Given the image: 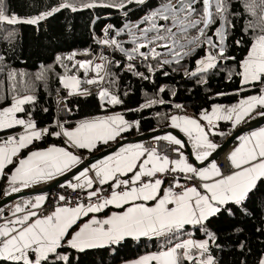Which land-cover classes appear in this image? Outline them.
<instances>
[{"label": "snow or ice", "instance_id": "obj_1", "mask_svg": "<svg viewBox=\"0 0 264 264\" xmlns=\"http://www.w3.org/2000/svg\"><path fill=\"white\" fill-rule=\"evenodd\" d=\"M239 3L242 10H234L233 0H159L138 21L127 20L119 29L108 25L103 30L105 38L98 43L123 53L129 62L126 70L141 79L149 80L150 76L140 72L133 61L144 63L148 72L154 74L157 68L150 61L161 69L165 65H179L197 48H205V55L196 61L195 71L185 70V75L199 74V82L207 83L206 74L222 61H233L238 70L230 72L228 78L233 75L240 78L242 87L238 91L257 87L258 94L242 98L234 106L215 105L210 111L202 110L199 119L170 118L171 127L179 129L191 142L190 155L198 164L190 162L182 151L185 141L172 134L158 135L153 139L171 145L176 158L156 148H145L142 143L120 144L112 153L81 170L75 176L76 183H67L73 192L84 190L86 201L79 194L75 202L61 194L57 199L63 203L45 213L41 210L47 197L38 195L34 200L16 203L7 213L0 207V264H77L79 257L74 253L94 249L114 251L115 246L128 239L141 238H158L163 243L158 252L140 257L134 264H219L213 254L214 247L220 248L219 235L211 227L213 220L224 214L234 217L238 211L247 215L246 201L264 183V128L238 136V145L226 157V170L209 159L218 148L210 137L227 134L216 130V122L229 121L235 128L258 109V114L264 116V0H239ZM147 4L148 0H63L58 7L21 19L7 15L5 0H0V23L36 25L61 9L76 12L101 7L122 10L128 17L132 11L129 5ZM243 16L247 17L243 35L233 43L241 47L245 35L250 39L245 57L236 61L235 56L227 54L228 42L236 20ZM192 31L196 35H191ZM123 34L129 37L130 49L117 39ZM165 54L170 58H164ZM76 55L56 59L61 63L65 59L73 61ZM99 59V63L77 60L68 71L79 69L86 75L92 72L94 76L86 83L101 85L105 76L110 75L106 66L111 61L103 54ZM9 75L14 80L17 74ZM37 78H43V74ZM59 80L68 96L91 94L81 87L82 81L75 74L62 75ZM164 91L163 87L159 89ZM97 95L105 110L123 103L109 88L101 87ZM34 101L32 95H17L9 106L0 107V133L21 129L11 135H0V179L7 181L6 196L54 180L82 164L70 148L98 151L100 146L109 145L140 126L139 121L129 122L123 115L113 114L83 119L71 128L65 127L66 120H57L54 127L40 128L30 114H26L28 118L18 115L26 113L24 106ZM156 103L165 102L149 99L135 111ZM64 110L72 112L67 104ZM46 136L64 137L67 147L50 146L21 156L35 141ZM105 185L110 189L107 194ZM189 227L202 232L203 238H193L187 231ZM243 247L241 243L240 248ZM259 264H264V259Z\"/></svg>", "mask_w": 264, "mask_h": 264}, {"label": "trees", "instance_id": "obj_2", "mask_svg": "<svg viewBox=\"0 0 264 264\" xmlns=\"http://www.w3.org/2000/svg\"><path fill=\"white\" fill-rule=\"evenodd\" d=\"M62 2L63 0H5L6 14L28 19L58 7ZM158 3L159 0H148L146 6L129 5L132 11L128 17L124 16L122 10L101 7L76 12L61 9L36 25L0 23V107L9 106L14 96L32 95L35 97L34 103L25 105L26 113L18 115L28 118L26 114H30L40 128L54 127L55 96L64 89L59 77L75 74L82 81L81 87L88 89L91 94L68 100V108H71L72 112L65 126L71 128L83 119L118 113L129 122L139 121L138 129L134 127L121 137L133 138L144 133L165 130L174 113L183 114L184 111H190L197 115L215 105L234 106L240 99L258 94L257 87L238 91L242 87L240 78L235 75L231 79L228 78L230 72L238 70L237 63L233 61H222L216 69L206 74L207 83L199 82V74L195 77L185 75V70L195 71L196 61L205 55V48H197L179 65L175 63L165 65L162 69L158 65L154 74L148 72L144 63H136L140 72L150 76L149 80L141 79L126 70L127 64L110 66L107 71L110 75L106 76L104 87L118 94L123 103L105 110L101 107L97 95L98 87L85 83L86 74L79 69L68 71L75 62L66 59L62 63L57 62L58 56L67 57L72 52L83 53L93 48L94 35L102 37L103 28L107 24L119 29L127 20H139L149 8L155 7ZM233 4L234 10H242L239 0H233ZM246 19L247 17L243 16L236 20V28L228 42L227 54L235 56L236 61L242 60L247 53L249 36H244V44L241 47L233 43L234 39H240L243 35ZM150 62L156 64L155 61ZM62 64L68 67L65 68ZM13 72L17 74L14 80L9 75ZM165 72L168 74L165 75ZM21 73L23 75H20ZM41 74L43 78L38 79ZM161 87L165 89L164 92H159ZM217 93L224 95L218 96ZM149 99L163 100L165 103H156L152 107L135 111ZM177 104L183 107L176 108ZM228 127L232 135L235 130H231L229 123H220L218 129L225 131ZM19 131L16 128L0 135H11ZM229 133L226 134V138L230 136H227ZM226 138L215 136L213 142L219 147ZM49 146L66 147L62 137L46 136L40 141H35L29 149L21 153V156L29 151ZM102 148L100 146L98 151L92 152L81 150L79 153L81 156H90ZM6 184V180L0 181V199L6 196L4 194L8 190ZM246 205L247 215L238 211L234 217L224 214L213 220L211 227L217 231L220 244L219 249L213 248V254L219 264H259L260 260L264 259V183L258 185V190L246 201ZM236 228L242 231H234ZM187 231L191 232L195 239L203 238V233L197 232L194 228L189 227ZM162 243L163 241L158 238L128 239L115 246L114 251L94 249L74 255L79 257L77 264H121L158 252ZM241 243L244 244L243 249L240 248Z\"/></svg>", "mask_w": 264, "mask_h": 264}, {"label": "built area", "instance_id": "obj_3", "mask_svg": "<svg viewBox=\"0 0 264 264\" xmlns=\"http://www.w3.org/2000/svg\"><path fill=\"white\" fill-rule=\"evenodd\" d=\"M110 24H107L103 30ZM103 32V31H102ZM113 33H109V35H112ZM105 38L104 36V32H103V36L102 37H97L96 35H94V39H95V44L93 46V48L81 53L79 56V59L82 61V60H93L94 62L96 63H99L101 62L99 57L101 54L105 55L107 57V59L109 61H111V63L107 64V71L109 69L110 66H117V62L118 64H128L129 62L127 61L126 57L124 54H121L118 50H114L113 48L111 47H105L103 45H101L100 43H98V41L100 39H103ZM85 53H88V54H85ZM133 63H140L139 60L137 61H133ZM92 76H94V73L92 72H89L87 75H86V81L87 79L91 78ZM105 80H106V76H105ZM85 81V83H86ZM87 84V83H86ZM104 84H105V81L103 84L101 85H94V86H97L98 87V90L97 92L99 91V89L101 87H104ZM89 85V84H87ZM92 86V85H91ZM94 91V90H92ZM79 96H82V95H76V96H68V90L67 89H63V92L62 93H58L56 94L55 96V100H56V105H55V122L57 120H60V121H67V119L70 117V113L69 112H66L64 110L65 108V104L68 103V100L71 99V98H75V97H79ZM67 107H68V104H67ZM55 125V124H54ZM142 144L144 145L145 148H156L158 149L162 154L164 155H168L170 158H176V153L172 151V146L167 144V142H163V141H156V140H153L152 138L151 139H147L145 141L142 142ZM184 151V149L182 150ZM229 151V150H228ZM228 151L224 154H222L217 160L216 162L219 164V166L222 168V169H225V166H226V157L228 156ZM226 170V169H225ZM62 184H59L57 186H55L54 188H52L48 194L46 195L47 199L46 201L44 202V207L41 211L47 213V212H50L53 207L55 205H57L58 203H63V202H59L58 201V196L63 194L65 195L66 197H68V199L70 201H73L75 202L76 201V197L77 195L79 194V197L81 200H84L86 201L87 200V197L85 195V192L84 190H77V192H73V190L69 187H61ZM96 187H98V185H96ZM105 188V193L104 194H107L108 191H110V189L108 188V186H104ZM16 202V201H15ZM10 203L8 205H5L3 208L5 209V212L7 213L8 212V209L9 208H12V205L15 203Z\"/></svg>", "mask_w": 264, "mask_h": 264}, {"label": "water", "instance_id": "obj_4", "mask_svg": "<svg viewBox=\"0 0 264 264\" xmlns=\"http://www.w3.org/2000/svg\"><path fill=\"white\" fill-rule=\"evenodd\" d=\"M262 125H264V116L257 117L255 119H253L252 121L248 122L247 124L243 125L241 128L237 129L232 135L227 137L225 139L224 143L217 148L216 152H214L212 157H210L209 159L210 160L214 159L216 161L222 154L226 153L231 148V146L235 143L238 136L244 134L248 129L255 128V127L257 128V127H260ZM165 133H171L173 135H176L178 138L182 139L183 141H185L186 147L184 149V153L187 156H189V160L191 162H194L192 159V156L190 155L191 149H190L186 139L184 138V136L180 132L173 130V129H167V128L165 130H156V131H152L149 133H144V134L138 135V136L133 137V138L121 140V141L117 142L113 147L107 148L105 150L99 151L93 155H90L86 158L81 159L83 161L82 164L74 166L71 169V171L67 172L64 176L59 178V180H57V181L53 182L52 184H50L49 186H47L45 188L46 189L45 192H47V191L49 192L55 186H57L63 182H66L68 180H71L76 175H78L79 172L81 170H83L85 167L90 166V163L96 162L98 159L105 157L109 153H112L113 150L118 148V146L120 144L126 145L128 143H141L147 139H151L155 136L165 134ZM194 163L198 164V162H194ZM205 163H207V162H205ZM32 194H33V190H30V191L15 193V194H12L10 196H5L2 199H0V207H4L5 205L13 203L19 199H22V198L27 197V196H31Z\"/></svg>", "mask_w": 264, "mask_h": 264}, {"label": "crops", "instance_id": "obj_5", "mask_svg": "<svg viewBox=\"0 0 264 264\" xmlns=\"http://www.w3.org/2000/svg\"><path fill=\"white\" fill-rule=\"evenodd\" d=\"M211 109H209V111H210ZM258 112H259V109L257 110V111H254L250 116H248V117H246L245 118V120L240 124V125H238L237 127H235V128H233L232 127V123L231 122H229V121H219V122H216V124H217V128H216V130L218 131V132H223V133H229V130H230V127H228V128H226V130L225 131H220L219 129H218V126H219V124L220 123H229L230 124V126H231V130H237V129H239V128H241L243 125H245V124H247V121H249V120H251V119H253V118H255L256 116H258V117H261V115H259L258 114ZM113 114H118V113H110V114H107V115H113ZM199 115L200 114H197V115H195V114H192L190 111H184L183 112V114H177V113H174L172 116H181V117H183V116H187V117H192V118H196V119H199ZM104 116H106V115H104ZM171 116V117H172ZM100 117H103V116H100ZM170 117V118H171ZM201 123H206V122H203V121H201ZM77 124V123H76ZM75 124V125H76ZM74 125V126H75ZM260 128H264V125H262V126H260V127H255V128H251V129H248L244 134H242V135H247L248 133H250V132H252V131H256V130H259ZM167 129H173V130H176V131H178V132H180L179 131V129H175V128H173V127H171V120L169 119V124H168V127H167ZM18 130H21L20 128H18ZM128 132V131H127ZM170 132V131H169ZM181 133V132H180ZM165 134H171V133H165ZM165 134H161V135H159V136H163V135H165ZM183 136H184V138L186 139V141H187V143H188V145H189V147H190V149H191V142L190 141H188V138L183 134V133H181ZM123 135V134H122ZM173 135V134H172ZM230 135V133L227 135V136H229ZM215 136H221V137H224L225 136V138H226V135H215ZM215 136H211L210 138L213 140L214 139V137ZM62 137V136H61ZM129 137H123V138H118V140L117 141H115V142H111L109 145H106V146H103L102 145V149L100 150V151H102V150H105V149H107V148H110V147H113L112 145H115L117 142H119V141H121V140H124V139H128ZM62 139L64 140V143H65V138L64 137H62ZM153 139V138H152ZM154 140V139H153ZM164 142V141H163ZM142 143V142H141ZM238 143H239V140H238V138L236 139V141H235V143L231 146V148L229 149V151H228V154L233 150V148L234 147H236L237 145H238ZM127 145V144H126ZM65 146L67 147V144L65 143ZM50 147V146H49ZM58 147H63V146H58ZM48 147H46V148H43V149H40V150H44V149H47ZM70 151H73V153L75 154V155H78L81 159H83V158H86V157H88V155H84V156H81L80 155V153H79V151H81L82 149H74V148H70L69 149ZM35 151V150H34ZM84 151H88V150H84ZM191 151H192V149H191ZM28 154V152L26 153V154H24L23 156H26ZM186 155V154H185ZM187 156V155H186ZM191 162V161H190ZM67 172H69V171H67ZM66 172V173H67ZM65 173V174H66ZM64 174V175H65ZM64 175H61V176H58L56 179H54V180H50V181H44V182H41V183H38V184H36V185H33V186H31V187H29V188H26V189H23L21 192H24V191H30V190H33V194L31 195V196H27V197H24V198H22V199H19V200H17L13 205H12V207H14V205L16 204V203H20V202H22L23 200H34L35 199V197L36 196H38V195H47L48 194V191L47 192H45L46 191V187L47 186H49L50 184H52L53 182H55V181H57V180H59V178H61L62 176H64ZM89 175L90 176H93L94 177V173H92V172H90L89 173ZM2 179H0V181H1ZM68 182H72V183H76V180H75V177L74 178H72L71 180H68V181H66V182H63V183H61V184H63V185H65L66 187H67V183ZM7 185V184H6ZM106 186V185H105ZM7 189H8V186L6 187ZM13 194H15V193H13ZM115 209H109V210H107V211H114ZM194 238V237H193ZM147 255V254H146ZM143 256H145V255H143ZM143 256H141V257H143ZM140 258V257H139ZM138 258V259H139ZM138 259H136V260H138ZM136 260H132V261H129V262H125V263H121V264H134V262L136 261Z\"/></svg>", "mask_w": 264, "mask_h": 264}, {"label": "rangeland", "instance_id": "obj_6", "mask_svg": "<svg viewBox=\"0 0 264 264\" xmlns=\"http://www.w3.org/2000/svg\"><path fill=\"white\" fill-rule=\"evenodd\" d=\"M18 18H20V17H18ZM21 19H23V18H21ZM136 21H138V20H136ZM191 35H196V33H195V31H192L191 32ZM117 39L118 40H120L121 42H123V46L125 47V48H131L132 47V45L130 44V43H128V40H129V37L127 36V34H123V35H121V36H119V37H117ZM215 39V38H214ZM161 51H163V50H161ZM73 53H76L77 55L75 56V59L73 60L74 62L75 61H77V60H80L79 59V55L81 54V52H72V53H70L69 55H71V54H73ZM121 53V52H120ZM121 54H123V53H121ZM68 55V56H69ZM164 58H170V57H168L167 56V54H165V57ZM81 61V60H80ZM155 67H157L158 66V64H155L154 65ZM83 71V70H82ZM66 127V126H65ZM57 131L59 130V129H56ZM21 131V130H20Z\"/></svg>", "mask_w": 264, "mask_h": 264}]
</instances>
